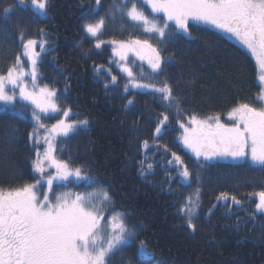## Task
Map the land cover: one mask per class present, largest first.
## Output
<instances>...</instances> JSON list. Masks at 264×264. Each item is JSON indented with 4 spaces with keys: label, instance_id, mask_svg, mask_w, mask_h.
Here are the masks:
<instances>
[{
    "label": "trees",
    "instance_id": "1",
    "mask_svg": "<svg viewBox=\"0 0 264 264\" xmlns=\"http://www.w3.org/2000/svg\"><path fill=\"white\" fill-rule=\"evenodd\" d=\"M112 5L113 0H102L100 6L95 0H48L47 15L39 16L18 0H0V73H5L22 52L20 33L25 39L40 41L43 29L48 43L37 64L38 84L58 90L59 103L72 109V119L88 120L87 126L57 139L56 156L72 168L81 167L95 183L89 186L87 180H68L54 184L53 192H109L112 209L125 215L128 226L136 232V240L117 251L110 264H129V260L131 264H264V214L256 213L255 197L248 195L264 190V173L242 161L198 162L179 142L181 129L175 108L169 110L166 130L153 138L164 103L159 94L129 87L128 77L115 65L112 44L107 43L143 39L147 34L125 15L110 14ZM139 6L150 15L142 0ZM6 8L11 9L7 15ZM101 17H106L100 35L105 43L97 49L83 26ZM190 31L194 38L173 26L163 41L153 34L150 42L164 55L163 73L152 80L146 66L130 59L134 72L139 75L143 69V82L158 84L167 78L182 101L181 118L193 112L199 118L216 113L223 118L238 102L257 105L260 85L251 55L205 25L194 23ZM100 65L104 71L97 75L95 68ZM107 69L117 76V83L105 89L106 82L111 84ZM129 99L134 101L132 105L127 104ZM21 104L24 111L20 115L0 112V187L6 189L35 183L39 178L32 170V160L42 146L34 147L28 140L34 126L33 109L19 102L17 110ZM55 119H45L47 126ZM9 127L16 129L14 140L4 136ZM144 140L149 142L147 149L142 147ZM173 152L191 170L188 183L179 176L175 161L168 163ZM145 159L153 164V170L142 177L139 161ZM197 187L199 220L192 234L183 227L177 208ZM222 191L236 195L244 204L231 206L230 200L218 204L216 197ZM224 203L231 207H224ZM214 204L217 207L209 215ZM140 240L153 256L139 255Z\"/></svg>",
    "mask_w": 264,
    "mask_h": 264
},
{
    "label": "snow or ice",
    "instance_id": "2",
    "mask_svg": "<svg viewBox=\"0 0 264 264\" xmlns=\"http://www.w3.org/2000/svg\"><path fill=\"white\" fill-rule=\"evenodd\" d=\"M100 6L102 0H95ZM24 4V0H20ZM143 4L151 9L152 15H147L139 0H121L119 4L113 0L109 9L110 14L117 12L125 15L140 26L147 38H134L128 41L110 40L107 43L114 47V55L121 59L127 58V53H134L140 60L145 59L151 69V79L163 73L164 55L160 48L153 46L150 39L153 34L158 35L161 41L166 38L172 25L179 32L189 38H194L190 31L193 24L210 25L220 32L234 38L256 60L260 69L258 77L261 91L258 99L264 101V0H143ZM30 8L34 14L46 16L48 0H30ZM7 15L11 9L6 8ZM106 17L95 22L85 23L83 26L87 36L95 40V48L99 49L105 43L100 39ZM38 44L36 39H25L20 33L22 52L18 53L15 63L8 67L6 74L0 73V112L20 115L24 111L21 104L17 110V103L26 101L33 106V130L28 134V140L33 146L40 143L39 129L45 130L43 136L47 148L43 153L36 150L32 160V170L40 177L35 183H25L22 186L0 187V264H110L111 257L117 251H123L124 246L136 240V232L126 222V216L112 209V197L106 190H100L97 196L95 190L86 193H62L52 202L50 192L54 181L67 180L74 176L78 180H87L91 186L95 183L93 177L87 175L81 167L72 168L69 162L54 155L57 135L67 136L77 126H87L88 120H72L70 107L59 103L58 90L47 84L39 86L37 57L46 49L47 38L43 36ZM37 45L40 52L36 51ZM27 58V65L23 58ZM171 59V57H169ZM31 69L30 85L26 67ZM97 75L104 71L103 66H96ZM111 75V70L107 69ZM121 71L127 73L128 84L136 89H148L159 94L165 110L159 113L153 133L157 138L166 130L169 122V110L175 108L177 123L183 129L180 138L185 148L189 149L199 162L216 158H230L232 161H244L260 173H264V104L254 106L249 102H238L227 113V119L234 121L226 124L221 121V115H208L203 119L193 112L182 117V101L178 97L167 78L157 83H144L141 78L144 71L137 75L132 67L121 66ZM117 83V76L111 75V84L105 83V89ZM128 84L124 91L128 92ZM18 90V93H17ZM134 101L129 99L128 105ZM51 113H62L56 123L49 128L42 122L43 117ZM162 117V118H161ZM186 120V123H185ZM16 129L9 127L4 133L5 138L15 139ZM148 140H144L142 147L147 149ZM169 150L167 146L164 149ZM169 165H177V172L185 183L191 179L192 173L183 162L181 156L172 153ZM139 174L146 177L153 170V164L146 159L139 161ZM201 166H203L201 164ZM47 168H54L55 175L48 173L46 183L48 191L39 192L41 182L45 180ZM197 179H199L197 177ZM255 197L256 213L264 214V190L248 193ZM217 203L231 201V206L241 207L242 199L236 195L222 191L216 197ZM224 207H231L227 203ZM216 204L208 209L211 215ZM200 209V189L189 194L177 208V215L183 227L192 234L198 229ZM112 214L109 215V212ZM107 221L108 230L103 228V221ZM140 256H153L147 251L145 241L140 240L138 246ZM129 264L131 261L129 260Z\"/></svg>",
    "mask_w": 264,
    "mask_h": 264
},
{
    "label": "rangeland",
    "instance_id": "3",
    "mask_svg": "<svg viewBox=\"0 0 264 264\" xmlns=\"http://www.w3.org/2000/svg\"><path fill=\"white\" fill-rule=\"evenodd\" d=\"M143 1V0H142ZM18 2L20 3V0H18ZM22 5H26V6H28V7H30V0H24V4H22ZM146 6V5H145ZM146 8H147V10H148V12H149V14H150V16L152 15V13H151V9L150 8H148L147 6H146ZM146 13V12H145ZM147 14V13H146ZM148 15V14H147ZM200 25H204V24H200ZM173 27H175L174 25H172ZM205 26H207V27H209V28H211V29H213V30H216V31H218V32H220L219 30H217V29H215V28H213L212 26H210V25H205ZM221 34H223L225 37H227L229 40H231V41H233L234 43H236L237 45H239V46H241L239 43H238V41H236L234 38H232V37H230V36H228V35H226V34H224V33H222V32H220ZM156 35V34H155ZM156 36H158V35H156ZM38 41V44H39V40H37ZM114 47L116 48V50L119 52L120 51V49L118 48V46H116V45H113L112 44V48L114 49ZM242 47V46H241ZM243 48V47H242ZM244 50H246L245 48H243ZM36 51L37 52H40L41 50L39 49V47H38V45H37V48H36ZM247 51V50H246ZM44 52V51H43ZM248 52V51H247ZM42 53V52H41ZM249 53V52H248ZM250 54V53H249ZM41 55V54H40ZM40 55L37 57V61H39V59H40ZM112 55H113V57L115 58V61H116V67H117V69L122 73V74H124V75H126L127 76V73H125V72H123V71H121V66H129V67H131V65L129 64V60L130 59H133V60H135V61H137L138 63H140L141 65H144V66H146L150 71H151V69L149 68V65H148V62H147V55L148 54H145V59L144 60H140L134 53H132V52H128L127 53V58L126 59H121L120 58V56L119 55H114V53H113V50H112ZM251 55V54H250ZM252 57V56H251ZM253 58V57H252ZM23 60H24V63L27 65V58L25 57V58H23ZM253 60H254V62H255V64H256V68H257V81H258V84L260 85V82H259V79H258V77H259V75H260V69H259V67H258V65H257V63H256V60L253 58ZM15 63V58H14V60L9 64V66L8 67H10L12 64H14ZM8 67H7V69H8ZM7 69H6V72H7ZM26 71L29 73V76L27 77V79H28V81H29V85H30V80H31V77H30V72H31V69H30V66L29 67H26ZM6 72L4 73V74H6ZM128 77V76H127ZM143 82V81H142ZM144 83H148V82H144ZM40 86V85H39ZM129 87L131 88V89H134V90H138V91H150V90H148V89H136V88H133L132 87V85L131 84H129ZM260 91H261V85H260ZM260 91H259V94H260ZM17 93H18V90H17ZM259 94H258V96H257V105H254V106H260V105H262V104H264V101H260L259 99H258V97H259ZM22 102H24V103H27V104H29L28 102H26V101H22ZM30 106H31V108L33 109V106L31 105V104H29ZM228 113V112H227ZM227 113L224 115V117L223 118H221V121L223 122V123H226V124H232V123H234V121H230V120H228L227 119ZM42 115V117H43V120H42V122L43 123H45L46 125H47V123L45 122V119H47V118H49V117H56V119L53 121V123H51L48 127L50 128L51 127V125L52 124H55L56 123V120H57V118H59L60 116H62V113H51V114H49V115H47V116H45L44 114H41ZM72 119V118H71ZM201 119H203V118H201ZM72 120H74V119H72ZM33 123H34V121H33ZM80 127H83V126H77V127H75V129L74 130H72V131H70L68 134H70L71 132H73V131H75V130H77L78 128H80ZM181 129V128H180ZM39 132H40V143H39V145H41L42 146V149H40V152L41 153H43L44 152V150L47 148V145L44 143V140H43V136L45 135V130L43 129V128H40L39 129ZM61 136H64V135H57L56 137H55V140H54V143H55V145H56V142H57V139L59 138V137H61ZM183 136V129H181V132H180V135H179V142H180V144L183 146V148L187 151V152H189L193 157H195L194 156V154L189 150V149H187V148H185V146L183 145V143L181 142V137ZM54 155L56 156V151L54 152ZM57 157V156H56ZM216 159H221V158H216ZM201 161H204L203 160V157H201V159H200ZM214 160V159H213ZM225 160H228V161H232L230 158H225ZM242 162H244V161H242ZM74 169V168H73ZM48 173H51L52 175H55V169L54 168H47L46 169V172L44 173V176H45V180L44 181H42L41 182V185H42V188L41 187H39V188H41V190L39 189V192L42 194L43 192H45V191H48V185H47V183H46V178H47V175H48ZM37 175H38V177H40V174L39 173H36ZM68 180H73V181H75V182H81V181H83V180H78V179H76L74 176H70L67 180H63V181H54V183H53V185L54 184H57V183H64V182H66V181H68ZM62 193H66V192H62ZM62 193H55V192H53V187H52V190H51V192H50V196H51V198H52V202H55V197L57 196V195H60V194H62ZM68 193H72V196H73V198L75 197V195L78 193V192H68ZM96 193H97V196H100V190H96ZM103 223V228L105 229V230H108V224H107V221L105 220V221H103L102 222Z\"/></svg>",
    "mask_w": 264,
    "mask_h": 264
}]
</instances>
